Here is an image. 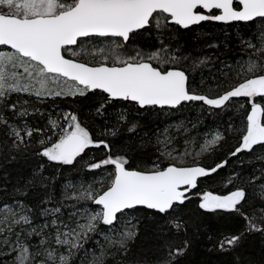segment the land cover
Here are the masks:
<instances>
[{
  "label": "snow or ice",
  "instance_id": "snow-or-ice-1",
  "mask_svg": "<svg viewBox=\"0 0 264 264\" xmlns=\"http://www.w3.org/2000/svg\"><path fill=\"white\" fill-rule=\"evenodd\" d=\"M253 239L264 0H0V264H264Z\"/></svg>",
  "mask_w": 264,
  "mask_h": 264
},
{
  "label": "trees",
  "instance_id": "trees-1",
  "mask_svg": "<svg viewBox=\"0 0 264 264\" xmlns=\"http://www.w3.org/2000/svg\"><path fill=\"white\" fill-rule=\"evenodd\" d=\"M223 28L222 25L216 24V23H212V22H206L203 24L202 27H194L193 32L192 33H188L185 35V39L187 40L188 44L190 47L192 48H197L198 45L195 43L196 40V36L197 34L201 35V38L203 36V34L205 33H211L215 36H218L220 40H224L225 37L224 35L221 34V29ZM226 31H229L233 38L235 37V31L234 29H225ZM203 42V41H202ZM220 53L223 54L225 53V49L222 47L220 49ZM229 59H232V54L228 53L227 54ZM222 58H224L222 56ZM241 103H243L244 101L241 99L240 101ZM56 103L60 105L61 108H65L68 104H71V98H68L66 101H61L60 99L56 100ZM46 108L47 109H51L52 108V103L51 101L46 102ZM57 111H59V109H57ZM235 109H232V111H229L227 115H223L222 116V121L221 122H226L229 120L230 117H232L233 122L239 126L240 124V119L238 118V113L235 114ZM164 117H161V120H163ZM214 117H207L206 119V123H208L209 125L212 124V121L214 120ZM161 127H163V124H160ZM229 143H235L234 140L230 139ZM149 151H151V149H149ZM91 154V153H90ZM97 155L99 153H96ZM15 167V166H14ZM230 171V166L229 168L224 169L220 175L224 176L226 175L228 172ZM213 187H215V185H213ZM247 254L250 255L253 259L260 261L261 259H264V257H262L261 255V251H260V243L258 239H253L252 241H250L249 245L246 248ZM186 261L189 262V264H203V262L208 261L210 262V264H217L218 261H221L225 258L222 257H216L213 255H210L209 253H207L206 251H204L203 247L200 245H197L192 252H190L189 256L185 258Z\"/></svg>",
  "mask_w": 264,
  "mask_h": 264
}]
</instances>
